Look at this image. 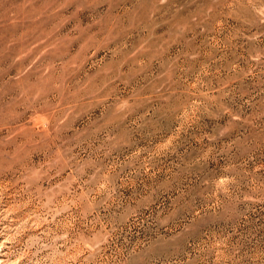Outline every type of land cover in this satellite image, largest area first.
<instances>
[{"label":"rangeland","instance_id":"obj_1","mask_svg":"<svg viewBox=\"0 0 264 264\" xmlns=\"http://www.w3.org/2000/svg\"><path fill=\"white\" fill-rule=\"evenodd\" d=\"M0 264H264V0H0Z\"/></svg>","mask_w":264,"mask_h":264}]
</instances>
